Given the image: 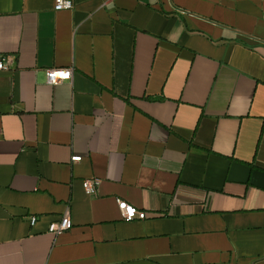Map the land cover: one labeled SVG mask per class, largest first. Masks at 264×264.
I'll return each instance as SVG.
<instances>
[{
	"label": "crops",
	"instance_id": "obj_1",
	"mask_svg": "<svg viewBox=\"0 0 264 264\" xmlns=\"http://www.w3.org/2000/svg\"><path fill=\"white\" fill-rule=\"evenodd\" d=\"M73 3L0 0V264H264V0Z\"/></svg>",
	"mask_w": 264,
	"mask_h": 264
},
{
	"label": "built area",
	"instance_id": "obj_2",
	"mask_svg": "<svg viewBox=\"0 0 264 264\" xmlns=\"http://www.w3.org/2000/svg\"><path fill=\"white\" fill-rule=\"evenodd\" d=\"M74 8L73 0H55V10H72ZM9 57L5 55H0V72L8 71L12 68V65L9 62ZM74 75L73 69H50L47 71L48 83L50 85H58L66 81H72ZM83 157L76 156L73 157L72 162L77 164L81 163ZM98 185L99 182L96 179H88L84 181L83 186L86 193L91 197H96L98 194ZM119 209L122 213V216L125 221L132 222L136 220H146L149 215L146 211L139 210L125 201L118 200ZM38 221L37 217H32L30 223L32 226H35ZM72 226L71 218L69 214L62 217L58 222L53 223L50 226L49 231L56 236L65 233L70 230Z\"/></svg>",
	"mask_w": 264,
	"mask_h": 264
}]
</instances>
